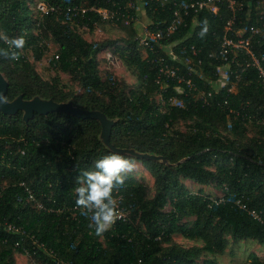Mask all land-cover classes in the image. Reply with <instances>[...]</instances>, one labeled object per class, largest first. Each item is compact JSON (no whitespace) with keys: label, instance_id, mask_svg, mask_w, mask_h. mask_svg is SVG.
<instances>
[{"label":"trees","instance_id":"trees-1","mask_svg":"<svg viewBox=\"0 0 264 264\" xmlns=\"http://www.w3.org/2000/svg\"><path fill=\"white\" fill-rule=\"evenodd\" d=\"M37 1L0 0V33L23 35L26 43L20 50H31L37 61L47 48L42 40L49 37L57 46L49 66L69 74L81 91L69 89L57 73L43 79L20 54L19 60L0 57L8 100L18 95L23 99L39 96L98 110L114 120L109 135L113 146L162 156L167 163L119 153L144 166L153 177V193L144 182L125 174L124 186L113 192L125 218L98 237L88 227L89 219L81 212L72 216L69 208L76 205L75 178L80 171L93 169L95 160L112 153L99 139V122L65 112L35 113L25 122L21 111L13 115L0 112V264H16L18 253H26L31 264H199L203 254L223 253L228 237L264 245V124L257 123L264 121V85L254 71L242 76L233 94L222 91L214 95L220 101L227 98L228 105L239 111L237 116L216 104H202L194 92L177 94V101L170 102L169 97L176 93L173 82L159 90L156 68L150 61L153 54L137 45L136 27L116 24L125 29L127 38L87 41L76 28L86 24L92 29L96 17L72 20L51 13L37 26ZM46 1L109 5L106 0ZM145 1L148 7L150 1ZM170 11L166 6L158 12L147 8L151 26L161 29L169 21ZM258 12L250 6L249 12L240 14L243 22L237 27L244 35ZM228 16L221 6L215 15L200 11L195 25L191 14L185 17L187 25L170 38L178 60L191 57L189 46L196 45L203 73L213 79L220 62L208 54L218 49ZM204 18L210 28L201 38L198 33ZM252 44L264 57V34L256 36ZM0 48L8 46L0 41ZM105 48L112 49L135 74V86L111 74L101 77L97 55ZM171 62L181 73L186 70L181 62ZM193 79L199 88H210L208 82ZM179 122L187 123L186 128H176ZM250 128L254 134L247 136ZM185 180L213 185L220 194L213 197L200 188L193 192ZM20 181L54 211L39 210L30 203ZM166 205L170 206L167 211ZM6 222L21 231H7ZM175 234L199 240L201 245L183 246L173 240ZM201 264L217 263L204 258ZM248 264H264V259L250 253Z\"/></svg>","mask_w":264,"mask_h":264},{"label":"built area","instance_id":"built-area-1","mask_svg":"<svg viewBox=\"0 0 264 264\" xmlns=\"http://www.w3.org/2000/svg\"><path fill=\"white\" fill-rule=\"evenodd\" d=\"M106 1L109 5L99 6L94 3L54 5L46 0H38L35 5L36 25L38 26L39 20L43 19L45 15L54 13L72 20L94 16L97 18L94 21V26L104 23L112 26L118 24L122 27H136L138 32L134 35V39L137 41V45L153 54L150 61L156 68L155 82L158 84L159 90H163L169 82H173L172 88L176 93L169 97L170 102L177 101V94L185 96L194 92L195 98L202 104H216L224 107L228 114L237 116L240 114L239 111L228 105L227 98L220 101L214 98V95L222 91L228 95L233 94L241 82L242 76L249 71H254L264 85V57L257 54L252 44L256 36L264 34V0H149L148 7L145 0ZM165 6L171 10L170 19L163 24L161 29H155L151 26L152 21L148 18L146 10L149 8L153 12H158L159 9H164ZM221 6L225 7L229 16L222 26L218 49L208 54L209 57L217 58L220 62L216 66L215 77L209 79L202 70L203 59L198 56L199 48L194 44L190 45L191 57L178 60L176 53L173 51L175 42L171 41L170 38L173 34L179 32L180 26L187 25L185 17L191 14L193 17L192 24L195 25L196 15L200 11L205 10L215 15ZM250 6L258 9L259 12L255 15L254 22L246 26L247 34L244 35L241 32L243 29L238 28L237 25L239 22H243L242 19H239L240 14L245 10L249 12ZM82 27L88 29L86 24ZM20 54L23 55V50H20ZM55 57L57 58V56ZM106 59L112 63L116 61L109 52L106 54ZM171 61L181 62L186 70L181 73L179 66ZM193 77L202 82H208L210 88H199ZM181 104L182 100L179 99L178 105ZM249 120L251 119L249 118ZM257 123L264 124V121L257 120ZM19 185L23 188L27 200L37 209L54 211V208L45 206L37 199L33 190L24 181H20ZM69 209L72 216H75L77 212H81L76 205ZM56 211H59V209ZM118 211L121 217L118 219H124L125 213L120 207ZM250 213L255 219L262 221L256 211ZM4 226L9 232L21 231L20 227L13 223L6 222Z\"/></svg>","mask_w":264,"mask_h":264},{"label":"rangeland","instance_id":"rangeland-1","mask_svg":"<svg viewBox=\"0 0 264 264\" xmlns=\"http://www.w3.org/2000/svg\"><path fill=\"white\" fill-rule=\"evenodd\" d=\"M76 30L82 34V36L91 42H101L105 40H117L120 38H127L128 34L124 28L120 26H112L104 23H99L94 26L92 29H84L81 26L77 27ZM39 31V30H37ZM43 44L46 45V50L40 60H35L31 50L26 49L23 50V55L34 64V67L38 74L43 79H49L55 73H57L60 77L62 83L66 84L69 89L74 92H80L81 88L79 84L72 79V77L62 71H58L55 68L49 66V60L54 54L57 46L51 39L46 37L42 40ZM111 48V47H110ZM105 48L101 51L97 58L99 60V72L102 78H105L107 74H111L113 78L122 80L130 86L136 85V76L131 71L124 67L121 60L118 56L112 52V49ZM112 54L116 61L110 62L106 59L107 53ZM187 123L179 122L175 125L178 129H185ZM254 131L252 128L247 130V136L253 135ZM137 168L136 170L126 173L127 175H132L137 180L144 182L149 187V192L153 193V177L149 174V172L144 168V166L136 161ZM184 184L191 191H196L197 189H202L204 193L210 194L211 196H218L220 191L218 188L213 185H200L194 183L190 180L183 181ZM170 206L166 205L165 210H169ZM173 240L183 246H191V245H201V241L199 240H191L185 238L179 234L173 235ZM255 253L259 258L264 259V245H260L253 240H241V241H233L230 237H228V244L223 253L217 255L203 254L198 260L199 264L203 261L204 258L212 259L217 264H248L249 262V254ZM32 261L29 260V257L26 254L18 253L16 254V264H31Z\"/></svg>","mask_w":264,"mask_h":264},{"label":"clouds","instance_id":"clouds-1","mask_svg":"<svg viewBox=\"0 0 264 264\" xmlns=\"http://www.w3.org/2000/svg\"><path fill=\"white\" fill-rule=\"evenodd\" d=\"M210 24L204 18L200 24L198 35L203 38L207 35ZM0 41L8 48H0V57L11 60L20 59V49L26 41L23 35L9 36L0 33ZM10 103L7 96L0 91V106ZM137 164L133 158L126 157L116 152L104 155L95 160L93 169L80 171L76 179L74 192L76 207L81 210V215L89 219L88 227L96 236H102L109 231L119 215V203L113 192L125 184V174L136 170Z\"/></svg>","mask_w":264,"mask_h":264},{"label":"water","instance_id":"water-1","mask_svg":"<svg viewBox=\"0 0 264 264\" xmlns=\"http://www.w3.org/2000/svg\"><path fill=\"white\" fill-rule=\"evenodd\" d=\"M7 86V80L0 72V91H2L4 95L6 94ZM17 111L22 112V118L25 122L31 119L35 113L45 115L49 112H65L77 118L96 119L100 124L99 139L112 152L125 153L137 158H149L154 160L160 159L162 162L167 163L166 159L162 156L139 153L133 149L113 146L110 143L109 135L114 120L109 119L103 112L98 110H85L78 108L72 104L71 100H67L65 102H55L51 99H42L39 96H34L31 99H23L22 95H18L14 99L10 100V103L0 106V112L5 115H13Z\"/></svg>","mask_w":264,"mask_h":264}]
</instances>
